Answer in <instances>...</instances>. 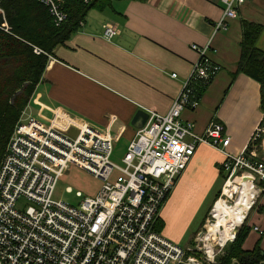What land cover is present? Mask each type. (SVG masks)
<instances>
[{
	"label": "crops",
	"instance_id": "crops-1",
	"mask_svg": "<svg viewBox=\"0 0 264 264\" xmlns=\"http://www.w3.org/2000/svg\"><path fill=\"white\" fill-rule=\"evenodd\" d=\"M223 8L220 0H108L101 8H91L49 55L20 120L34 117L73 133L75 118L109 132L125 151L138 129L132 125L136 112L166 113L198 60L192 45L210 42L208 57L218 70L199 105L184 109L181 119L192 122L199 134L221 123L230 137L227 150L240 153L256 129L264 130L260 83L245 73L234 74L244 20L261 25L256 45L264 52V0H247L237 17L214 33ZM2 9L0 18L7 23ZM109 22L120 29L112 39L102 33ZM223 161L218 149L205 143L196 147L160 208L163 236L184 248L193 245L220 198ZM209 203L196 226L197 214ZM249 210L242 222L249 227L242 247L250 250L259 240L264 250V212L253 206Z\"/></svg>",
	"mask_w": 264,
	"mask_h": 264
},
{
	"label": "built area",
	"instance_id": "built-area-1",
	"mask_svg": "<svg viewBox=\"0 0 264 264\" xmlns=\"http://www.w3.org/2000/svg\"><path fill=\"white\" fill-rule=\"evenodd\" d=\"M36 1L48 8L56 25L66 20L63 0ZM220 1L223 14L214 33L225 29L247 0ZM0 27L8 30L4 21ZM119 32L113 23L103 25L106 39ZM209 45H192L198 60L170 109L147 111L146 123L129 141L120 164L111 160L118 139L87 122L73 118V133L34 117L16 124L0 160V264H203L192 247L179 246L155 228L164 200L196 147L205 143L224 154L225 184L247 178L256 194L264 192V158L255 145L262 128L233 154L221 123L199 134L192 122L181 119L184 109L199 105L196 84L206 85L218 70L208 57ZM72 166L103 181L94 196L77 191V205L54 198L58 179ZM20 200L28 205L18 207Z\"/></svg>",
	"mask_w": 264,
	"mask_h": 264
},
{
	"label": "trees",
	"instance_id": "trees-1",
	"mask_svg": "<svg viewBox=\"0 0 264 264\" xmlns=\"http://www.w3.org/2000/svg\"><path fill=\"white\" fill-rule=\"evenodd\" d=\"M62 4L67 18L56 25L48 8L36 0H1L8 30L0 27V160L23 110L41 80L53 49L76 31L88 10L101 8L108 4V0H92L88 4L81 0H63ZM242 26L241 54L234 74L245 73L260 83L261 106L264 111V52L256 45L262 27L246 20ZM213 78L206 85L201 82L196 84L200 99ZM263 139L264 134L255 142L260 158ZM220 173L224 182L226 177L222 168ZM220 194L221 190L217 199ZM253 207L264 212V202ZM162 227L158 217L155 228L160 231ZM248 232L249 227L243 223L234 239L226 244L223 253L217 257L215 264H264V250L259 240L250 250L242 247Z\"/></svg>",
	"mask_w": 264,
	"mask_h": 264
},
{
	"label": "rangeland",
	"instance_id": "rangeland-1",
	"mask_svg": "<svg viewBox=\"0 0 264 264\" xmlns=\"http://www.w3.org/2000/svg\"><path fill=\"white\" fill-rule=\"evenodd\" d=\"M120 147H121V144L117 145V142H116L114 145V151L111 157V160L118 164H120L121 157L124 154V151ZM261 149H262L261 157L264 158L263 146L261 147ZM116 174L117 173H115V176ZM102 184H103V181L98 178H95L91 173L83 169H80L76 166H72L58 179L55 185L54 198L56 200H62L72 205H77L81 200L80 197L76 196L77 191H80L83 197L94 196L97 194ZM224 185H225V181L222 184V192H223ZM67 187H70L71 190L68 191L66 189ZM220 197L226 198V196L225 195L223 196V194ZM235 197L236 195L233 198L229 199V202H233ZM261 202H262V194L260 193L258 195L255 192L254 203L251 205L254 206ZM210 204L211 203H209L204 208L203 211H200V213L197 214L198 217L196 218V221H195L196 226L200 224V221L203 218L204 212ZM17 205L20 208H24L28 205V203L24 200H20L17 203ZM252 206L250 207V209L252 208ZM213 208H214V205L209 209V212L206 215V220L204 222V225L200 228L201 229L200 232L196 233L194 240H193V245L191 246L195 250L194 252L195 255L203 261V264H215L217 262V257L223 253L226 244L232 241L231 240L232 238H231L229 240H226L224 244H221L219 240L217 239V237H220V235L218 234L215 235L217 237H214V238L210 237L208 239H204L205 234L209 232V227L214 222V218L212 214ZM238 226L240 225H237L236 229L238 228ZM235 234L236 233H234V235ZM208 250L210 251L209 254L206 253Z\"/></svg>",
	"mask_w": 264,
	"mask_h": 264
},
{
	"label": "bare ground",
	"instance_id": "bare-ground-1",
	"mask_svg": "<svg viewBox=\"0 0 264 264\" xmlns=\"http://www.w3.org/2000/svg\"><path fill=\"white\" fill-rule=\"evenodd\" d=\"M224 187L223 193L227 198L221 197L214 204L212 212L214 222L209 227V232L203 235L204 239H208L217 237L215 235L218 234L220 237L217 239L221 244L233 238L234 229L242 224L255 199V190L247 178L236 177L233 181H228ZM235 195L234 201L229 202Z\"/></svg>",
	"mask_w": 264,
	"mask_h": 264
},
{
	"label": "water",
	"instance_id": "water-1",
	"mask_svg": "<svg viewBox=\"0 0 264 264\" xmlns=\"http://www.w3.org/2000/svg\"><path fill=\"white\" fill-rule=\"evenodd\" d=\"M148 117H149L148 112L145 111L144 109H140L136 112V114L132 120V125H134L138 128H141L146 123ZM236 232H237V229L235 228L234 233H236ZM233 236H235V235L233 234Z\"/></svg>",
	"mask_w": 264,
	"mask_h": 264
}]
</instances>
